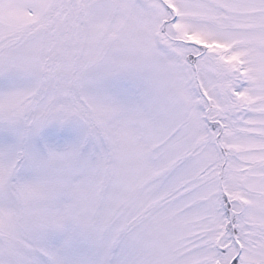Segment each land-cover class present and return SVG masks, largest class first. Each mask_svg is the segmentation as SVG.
<instances>
[{"label": "snow or ice", "instance_id": "obj_1", "mask_svg": "<svg viewBox=\"0 0 264 264\" xmlns=\"http://www.w3.org/2000/svg\"><path fill=\"white\" fill-rule=\"evenodd\" d=\"M0 264H264V0H0Z\"/></svg>", "mask_w": 264, "mask_h": 264}]
</instances>
